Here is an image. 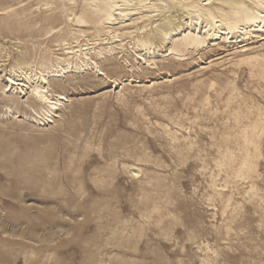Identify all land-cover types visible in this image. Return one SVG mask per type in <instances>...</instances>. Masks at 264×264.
I'll use <instances>...</instances> for the list:
<instances>
[{
    "label": "rangeland",
    "instance_id": "1",
    "mask_svg": "<svg viewBox=\"0 0 264 264\" xmlns=\"http://www.w3.org/2000/svg\"><path fill=\"white\" fill-rule=\"evenodd\" d=\"M82 1L0 0V79L19 49L91 46ZM263 36L145 62L125 34L105 75L49 78L50 117L0 101V264H264Z\"/></svg>",
    "mask_w": 264,
    "mask_h": 264
},
{
    "label": "bare ground",
    "instance_id": "2",
    "mask_svg": "<svg viewBox=\"0 0 264 264\" xmlns=\"http://www.w3.org/2000/svg\"><path fill=\"white\" fill-rule=\"evenodd\" d=\"M68 1L76 4V0ZM170 1L172 4L159 0L158 5L151 0H83V11L77 15L70 12L68 20L79 26L93 23L101 27L91 39L92 45L79 44L75 37L74 45L63 41L61 56L48 49L49 53L41 57L42 62L34 64L28 61V51L19 49L7 63V69L3 68L6 73L0 79L4 80V85H0V101L15 113L25 106L35 113L40 109L42 115L50 117L67 96L57 93L49 78L93 69L105 75L91 55L114 52L117 45L126 49L121 39L125 34L130 36L129 48L146 62V56L160 51L168 42L169 53L183 56V51L205 47L214 39L225 40L228 36L236 37L237 33L245 37L253 31H264V0ZM107 34L110 37H105ZM9 56V51L0 44V61L5 63Z\"/></svg>",
    "mask_w": 264,
    "mask_h": 264
}]
</instances>
